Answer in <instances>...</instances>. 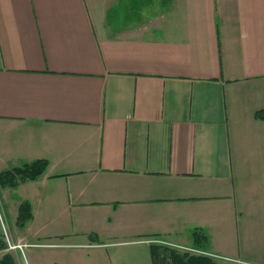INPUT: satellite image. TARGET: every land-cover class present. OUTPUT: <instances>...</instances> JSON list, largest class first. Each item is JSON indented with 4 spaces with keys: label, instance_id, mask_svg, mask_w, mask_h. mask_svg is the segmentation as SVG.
<instances>
[{
    "label": "crops",
    "instance_id": "1",
    "mask_svg": "<svg viewBox=\"0 0 264 264\" xmlns=\"http://www.w3.org/2000/svg\"><path fill=\"white\" fill-rule=\"evenodd\" d=\"M262 109L264 0H0V197L81 264H264Z\"/></svg>",
    "mask_w": 264,
    "mask_h": 264
},
{
    "label": "rangeland",
    "instance_id": "2",
    "mask_svg": "<svg viewBox=\"0 0 264 264\" xmlns=\"http://www.w3.org/2000/svg\"><path fill=\"white\" fill-rule=\"evenodd\" d=\"M31 180L32 179L20 181L10 186H17ZM2 184L3 183L0 182V186H2ZM18 214L17 217L8 216L6 204H4L3 197L1 196L0 261L5 259L6 256H10L11 259L9 262L11 264H81L82 259L80 255L78 252L74 253L76 250H80L79 247L82 246L81 244H67L65 241H57V239L46 240L38 238V240H36L34 239L35 236L28 234V230H25L24 225L22 226V224L18 223L20 219ZM22 234H25L27 238L24 239ZM19 245L21 246L19 247Z\"/></svg>",
    "mask_w": 264,
    "mask_h": 264
},
{
    "label": "trees",
    "instance_id": "3",
    "mask_svg": "<svg viewBox=\"0 0 264 264\" xmlns=\"http://www.w3.org/2000/svg\"><path fill=\"white\" fill-rule=\"evenodd\" d=\"M257 117L264 118V109L259 111ZM47 168V162L43 159H38L32 163H24L23 166L13 167L12 169L1 171L0 182L3 183L2 185H13V183L16 184L17 182L29 179L37 180L40 175L46 172ZM18 215L20 217L18 223L22 224V226H25L27 221L34 217L31 203H29V201L21 204ZM195 239L196 243L199 246H202V242L207 240V236L200 231H196ZM150 245L153 257H155L156 260L159 258V255H162L163 258L167 257L169 260L168 264H216L214 258L208 254L205 255L188 250L181 251L176 247L160 243H151ZM10 259V256H6L5 259L0 261V264H11L9 262ZM160 262H162V258L159 260L158 264Z\"/></svg>",
    "mask_w": 264,
    "mask_h": 264
}]
</instances>
